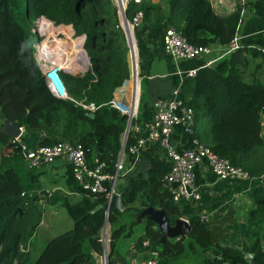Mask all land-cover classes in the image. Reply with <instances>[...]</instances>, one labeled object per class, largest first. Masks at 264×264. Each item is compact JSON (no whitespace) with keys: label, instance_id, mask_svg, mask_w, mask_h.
Returning <instances> with one entry per match:
<instances>
[{"label":"trees","instance_id":"obj_1","mask_svg":"<svg viewBox=\"0 0 264 264\" xmlns=\"http://www.w3.org/2000/svg\"><path fill=\"white\" fill-rule=\"evenodd\" d=\"M138 10L143 12L142 23L155 11L156 23L165 19L193 45L228 44L239 19V8L219 14L210 0H170L166 15L150 0H128L126 19H132ZM38 18L39 34L45 30V20H50L55 25H69L65 28L70 34L73 31L74 35L85 36L83 47L89 67L79 74L62 70L60 75L72 99L97 106L93 117L73 100L58 98L48 89L35 57ZM56 46H45L39 53L45 54ZM75 46L74 53L85 55L80 44ZM127 52L117 5L112 0H0V264H97L96 255L103 251L101 229L106 217L110 226L108 264H132L115 256L116 241L131 235V229L140 221L143 233L139 239H149L150 247L159 253L158 264L186 249L205 253L213 248L220 250L225 264H249L235 238L236 224L228 235L220 223H205L193 215L188 217L190 230L185 236L161 241L157 224L141 216L146 207L162 209L173 225L182 215L178 203L163 186V176L171 163L156 145L141 150L137 166L125 175L127 183L117 188L123 209L92 211L107 200L103 192L84 189L69 166L65 178L69 193L48 194L41 189L40 172L23 160L19 142L2 130L5 117L23 128L24 137L39 134L40 145H50L70 135L83 144L89 165L104 162V170L112 173L123 142L126 115L111 107L109 101L115 87L129 77ZM52 53L61 54L62 46ZM259 55L264 61V55L256 49L240 47L220 57L214 65L201 66L194 74L185 75L180 88L181 98L194 110L195 124L206 119L203 128L194 129V137L255 179L264 174V78L245 79L242 66L250 57ZM74 65L69 59L62 68L73 70ZM146 98L141 80L139 105ZM132 142L129 132L125 150ZM72 193L79 195L75 201L69 198ZM251 198L245 222L254 229L264 249L262 183L255 187ZM48 204L64 207L72 224L41 239L40 222ZM222 239L230 240L234 247L220 244ZM40 242L42 246L35 253Z\"/></svg>","mask_w":264,"mask_h":264},{"label":"built area","instance_id":"obj_2","mask_svg":"<svg viewBox=\"0 0 264 264\" xmlns=\"http://www.w3.org/2000/svg\"><path fill=\"white\" fill-rule=\"evenodd\" d=\"M246 2L247 0H238L234 4L235 7L232 10L239 8V19L235 33L228 44L218 45L222 46L220 48H217L216 45H193L187 41L177 28L173 25H167L162 34L163 50L176 60L204 55L209 56L218 49V53L214 57L218 59L233 50L243 47L238 29L246 8ZM125 7L120 2L118 10L124 13ZM142 21L143 12L138 10L132 19H127L124 26L128 28V34L130 35L127 56L130 73L128 78L115 87L112 98L109 101L111 107L126 115V124L128 125L126 137L131 132L133 138V142L129 144L127 149L123 148L121 154L119 152L114 171L112 173L105 171L104 162L96 161L94 165H89L86 160L84 146L77 139L65 138L50 145L37 144L32 146L21 139L23 128L20 126L22 133L17 137H13V140L19 142L21 156L26 165L30 168H38L62 158L69 164L74 178L84 189L92 193L103 192L107 199L112 193H119L117 190L119 181L135 169L140 159L141 150L151 144L156 145L164 158L171 163L170 170L163 176V186L170 191L175 202H179L182 199H199L200 193L199 187L195 182L194 168L202 161L207 162L211 172L219 179L235 180L249 178L248 173L241 167L231 164L227 158L217 155L205 143L199 142L194 137L195 113L193 108L186 104L180 96L182 81L172 89L170 96L152 100L153 117L150 121L141 123L138 120V94L134 91V94L132 93L129 99L127 96L129 92L128 87L133 90V79L138 77L137 47L133 37V30L137 26H140ZM83 43L84 40L81 42V48L84 50ZM255 49L264 55V44ZM215 59H210L208 62L210 63ZM40 69L44 76V81L53 95L58 98L73 100L77 105L86 109L87 112H94L97 108L94 103H86L84 100H74L69 96L58 70L59 68L50 67L49 70H46L40 67ZM194 71L188 70L186 75H192ZM176 126L182 127L184 132L193 135L191 146L180 150L175 147L171 136ZM259 183H262L264 187V175H262L261 182ZM45 191L51 194L50 190ZM196 217L205 223L210 220V216L206 212L198 213ZM184 219L188 222V218ZM40 225L45 226V222L41 221ZM141 244L144 252H147L148 255L141 258L134 256L130 262L132 264H158L159 253L150 247L149 239L144 237L141 240ZM21 249L24 250L25 248L21 246Z\"/></svg>","mask_w":264,"mask_h":264},{"label":"crops","instance_id":"obj_3","mask_svg":"<svg viewBox=\"0 0 264 264\" xmlns=\"http://www.w3.org/2000/svg\"><path fill=\"white\" fill-rule=\"evenodd\" d=\"M117 9L122 2L125 6L128 0H113ZM120 1V2H119ZM152 3L161 8L162 14L168 13L170 0H150ZM238 0H211L215 11L219 14H225L232 11ZM246 8L241 19L238 33L241 36L243 47L255 49L264 44V0H247ZM156 12L151 11L148 18L139 27L134 28L133 37L137 47V71H138V120L141 123L148 122L153 117V104L151 99L159 97H168L172 89L182 81L188 70H196L201 66H212L220 58L216 57L218 49L209 56H197L190 59H173L169 56L162 46V34L168 25L165 19L156 23ZM118 15L121 12L118 10ZM122 18V17H121ZM156 23V24H155ZM217 48L222 46L216 45ZM210 59L214 61L208 62ZM244 78L248 80H262L264 78V61L259 56L250 57L248 63L242 66ZM195 72V71H194ZM141 80H144L147 98L139 105L141 93ZM128 96L134 94L128 87ZM261 122L263 124L262 133L264 134V109L261 113ZM206 124V119L200 120L195 124V129H201ZM39 134H33L29 137L21 135V139L35 146L39 144ZM66 137H70L67 135ZM172 142L177 149H183L191 146L193 135L184 132L183 128L176 126L171 136ZM45 170L40 172L39 180L42 190L68 194L65 187V178L69 164L62 158L54 160L50 164H45ZM195 182L199 187L200 197L198 200L182 199L178 203L182 218L206 212L210 216L212 224L220 223L224 228L223 233L233 231L230 227L237 225L235 238L240 242V247L245 251L249 264H264V249L261 241L254 229L247 225V210L252 205L251 193L261 182V179H219L210 170L206 161L198 163L195 168ZM264 175V174H263ZM262 178V177H261ZM121 187L127 183V178L119 181ZM60 190V191H57ZM47 192V191H46ZM78 194H69L71 201H75ZM44 201V200H43ZM47 205V212L49 207ZM41 221H44L43 219ZM48 222V220H47ZM44 229L47 224L43 226ZM110 227V226H109ZM110 235V229H109ZM108 235V240H109ZM228 240V239H222ZM220 240V241H222ZM230 241V240H228ZM231 242V241H230ZM220 243V242H219ZM221 244V243H220ZM119 242L116 241L115 256L118 259L130 258L134 256L141 258L148 255L139 238L129 242L127 249L119 250ZM224 245V244H222ZM127 260V259H126ZM118 264V263H117ZM201 264H225L221 260L220 250L213 248L206 251L202 258Z\"/></svg>","mask_w":264,"mask_h":264},{"label":"rangeland","instance_id":"obj_4","mask_svg":"<svg viewBox=\"0 0 264 264\" xmlns=\"http://www.w3.org/2000/svg\"><path fill=\"white\" fill-rule=\"evenodd\" d=\"M113 1V0H112ZM114 2V1H113ZM115 3V2H114ZM122 16L118 15L119 18V23L121 24V27L124 31L125 38H126V44L129 47V40H130V35L128 34V28H125L122 22ZM39 20L40 18L37 19L36 22V27L35 30L37 32V37H36V42H35V57L40 65L41 68L49 70L50 67L52 68H59V72L62 70H66L62 68V64L71 60V63L74 62V69L73 70H68L72 74H79L83 73L88 67H89V59L87 57V54L85 52V55L80 52L78 54L77 52L74 53L73 49L76 47V44H80L82 40L85 39L84 35H74V32L72 31V34L67 32V28L69 25H55L52 21H47L45 24V30L42 32V34L38 33V26H39ZM62 26L64 29H61ZM67 27V28H65ZM72 28V27H71ZM73 30V29H72ZM67 34V35H66ZM80 36V37H77ZM75 43V44H74ZM57 44L58 46H62V53L54 54L53 51L58 49V46L55 48L50 49L47 53L40 55V50L43 49L45 46L47 47H54V45ZM128 56V52H127ZM61 60L62 62L60 63ZM86 62V63H85ZM45 65V67H44ZM43 66V67H42ZM130 73V71H129ZM200 123V120H199ZM205 142V141H204ZM45 166V165H44ZM38 170H45V167L41 168H36L35 171ZM60 191V190H57ZM49 212L45 210L43 214V222H47V217H48V226L45 227H40V230L43 231L40 232V237L41 239H46L49 236H52L68 227L72 224V221L68 218L67 213L64 209L59 204H55L53 206L49 207ZM44 230L46 232H44ZM129 228H126L125 231L128 232ZM143 233V221H140L136 223L133 228L131 229V235L128 236H121L118 239L119 242V250L123 251L124 249H127L128 244L130 241L133 239L139 238L142 236ZM108 235H109V223H107L106 226L103 225L101 229V239L103 242V251L101 254L96 255L97 257V264H104V245L106 246L107 252L109 250V245H108ZM174 238V237H170ZM42 246V242L37 244V247L35 248V253L39 251V247ZM204 252L200 249L197 250H189L186 249L183 253H180L178 255H175L169 259H166L163 261V264H201L202 263V258H203ZM129 260L130 258H126Z\"/></svg>","mask_w":264,"mask_h":264},{"label":"water","instance_id":"obj_5","mask_svg":"<svg viewBox=\"0 0 264 264\" xmlns=\"http://www.w3.org/2000/svg\"><path fill=\"white\" fill-rule=\"evenodd\" d=\"M121 16H122L123 25L125 26L127 19L122 11H121ZM65 71L69 72L68 70H65ZM86 114L90 117L94 116V112L92 111L86 112ZM2 120H3L2 130L6 132L9 136L17 137L22 133V128L19 126L17 122L11 121L5 117H3ZM127 128H128V125L126 124L124 136H123V142H122V146L120 149V154L123 152ZM111 207H115L120 210L123 209V206L121 205L120 194L118 192L112 193L105 202H103L102 204L96 205L92 211H96V210L103 208L104 210L108 212V210ZM140 214L141 216H146L147 218L152 219L157 224L158 228L161 231V236H160L161 241L165 240V238L167 237L185 236L190 230L189 223L182 217L177 218L174 221V224L171 225L169 223V218L167 217L164 210L162 209L146 207L141 211ZM107 223H108V220L106 217L104 226H106ZM220 243L224 245H231L232 247H234V244L228 240H222L220 241ZM104 259H105V264H108V252H107L105 245H104Z\"/></svg>","mask_w":264,"mask_h":264},{"label":"bare ground","instance_id":"obj_6","mask_svg":"<svg viewBox=\"0 0 264 264\" xmlns=\"http://www.w3.org/2000/svg\"><path fill=\"white\" fill-rule=\"evenodd\" d=\"M120 2V1H119ZM130 30V29H129ZM133 89L135 91V89H138V77L133 79Z\"/></svg>","mask_w":264,"mask_h":264},{"label":"clouds","instance_id":"obj_7","mask_svg":"<svg viewBox=\"0 0 264 264\" xmlns=\"http://www.w3.org/2000/svg\"><path fill=\"white\" fill-rule=\"evenodd\" d=\"M50 21V20H49Z\"/></svg>","mask_w":264,"mask_h":264}]
</instances>
